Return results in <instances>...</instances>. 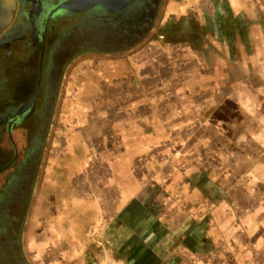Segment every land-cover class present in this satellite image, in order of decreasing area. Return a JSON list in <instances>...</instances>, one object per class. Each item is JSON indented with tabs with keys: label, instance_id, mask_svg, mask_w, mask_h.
Masks as SVG:
<instances>
[{
	"label": "crops",
	"instance_id": "0c3cea01",
	"mask_svg": "<svg viewBox=\"0 0 264 264\" xmlns=\"http://www.w3.org/2000/svg\"><path fill=\"white\" fill-rule=\"evenodd\" d=\"M178 1L142 58L113 64L131 89L57 111L33 264H92L95 241L121 264H264V0Z\"/></svg>",
	"mask_w": 264,
	"mask_h": 264
},
{
	"label": "flooded vegetation",
	"instance_id": "af4514ba",
	"mask_svg": "<svg viewBox=\"0 0 264 264\" xmlns=\"http://www.w3.org/2000/svg\"><path fill=\"white\" fill-rule=\"evenodd\" d=\"M79 2L83 6L72 0H0V155L7 156L0 177L14 169L7 184L14 183L17 210L27 207L65 67L82 54L115 53L146 40L161 0H134L113 11ZM60 5L71 10L54 12ZM69 17L80 18V28L92 20L105 26L95 36H101V48H88L92 37L77 28L62 38L60 22Z\"/></svg>",
	"mask_w": 264,
	"mask_h": 264
},
{
	"label": "rangeland",
	"instance_id": "374dc122",
	"mask_svg": "<svg viewBox=\"0 0 264 264\" xmlns=\"http://www.w3.org/2000/svg\"><path fill=\"white\" fill-rule=\"evenodd\" d=\"M183 0H179V4H182ZM168 0H161L158 7L157 13L152 23V28L156 27V32L154 37H159L161 33L160 27H166V14ZM183 5H181V8ZM188 16H191V9L188 10ZM8 19V23L10 22ZM80 18L69 17L64 22H60L62 38H66L70 32L75 31L77 28V33H87L91 36V44L89 42L88 48H101L100 35L101 29L105 30V26L98 25L95 20L89 21L88 24L80 28L78 25L81 24ZM20 23H25L26 19L22 18ZM183 24L180 19L179 23H173L174 27H180ZM18 25V24H17ZM172 25V24H171ZM165 29V28H164ZM15 33L21 35V29L18 27L15 29ZM104 33V32H103ZM12 39V38H10ZM62 43L65 41L62 39ZM149 43V39H142L141 42L134 46L125 47L120 49V51L110 54L104 53H87L82 54L72 61L65 67L63 71L62 81L60 90L55 100L53 101L52 115L50 118L49 130L47 132L45 141L43 143V149L40 155L39 167L36 173L33 185L32 194L27 207L23 210H17L15 208L14 202V183H8V180L15 173L14 169L6 172L0 177V264H33L31 258L28 255L29 242L25 239V234L27 236V231L31 228L36 230L34 227H39L38 223L32 227L31 219L35 218L33 209L39 200V193L44 188L47 191V187L52 185L53 181L49 177L51 173L49 170L55 164V157H60L63 153V142L64 136L61 132V126L58 123L57 111L61 110L63 112L67 111L72 107L71 103L73 100L76 101V96L81 92L88 91H112V90H124L131 89L126 84L117 85L114 84V63L117 61H124L126 68L128 65L126 62L130 63L131 59H138V57H143L145 47ZM23 45H19L20 49H23ZM20 50L19 57L23 54ZM113 49H108L106 52H110ZM22 52V53H21ZM35 53V51L33 52ZM140 59V58H139ZM123 62V63H124ZM121 63V62H120ZM127 71L123 73L125 75ZM107 80V82H105ZM67 96V97H65ZM115 97L116 94H114ZM70 97V98H69ZM71 106V107H70ZM57 159V158H56ZM7 160L6 155H0V169L5 164ZM60 164V165H59ZM60 168H58L61 174L63 172V162H59ZM56 165V164H55ZM12 175V176H11ZM23 213V214H22ZM19 219L20 217H22ZM43 222V221H42ZM29 233V232H28ZM30 234V233H29ZM32 238V235H31ZM34 239V238H33ZM12 244H16V247ZM89 248H92L94 255L92 256V264H121L124 260H117L120 258H115V254H111L112 251L108 252V249L102 241L100 243L91 242ZM112 255V256H111ZM118 255V252H116ZM125 263V262H124ZM126 264V263H125Z\"/></svg>",
	"mask_w": 264,
	"mask_h": 264
},
{
	"label": "water",
	"instance_id": "95a60500",
	"mask_svg": "<svg viewBox=\"0 0 264 264\" xmlns=\"http://www.w3.org/2000/svg\"><path fill=\"white\" fill-rule=\"evenodd\" d=\"M64 1L67 4L69 3L70 0H64ZM87 1H88L87 2L88 5L86 6L87 9H91L92 7H103L105 8V10L113 11L124 8L134 0H87ZM59 10H71V9L70 6L60 5L54 10V12ZM4 170L5 169H3L2 171Z\"/></svg>",
	"mask_w": 264,
	"mask_h": 264
},
{
	"label": "bare ground",
	"instance_id": "6f19581e",
	"mask_svg": "<svg viewBox=\"0 0 264 264\" xmlns=\"http://www.w3.org/2000/svg\"><path fill=\"white\" fill-rule=\"evenodd\" d=\"M81 1H84L85 2V4H86V6L88 5V1L87 0H81ZM72 5H74V6H83V5H80V2H79V0H72V3H71ZM78 4V5H77ZM84 4V5H85Z\"/></svg>",
	"mask_w": 264,
	"mask_h": 264
}]
</instances>
